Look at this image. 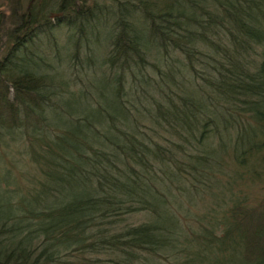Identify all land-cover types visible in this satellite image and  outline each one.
Returning a JSON list of instances; mask_svg holds the SVG:
<instances>
[{"label":"trees","instance_id":"1","mask_svg":"<svg viewBox=\"0 0 264 264\" xmlns=\"http://www.w3.org/2000/svg\"><path fill=\"white\" fill-rule=\"evenodd\" d=\"M0 264H264V0H0Z\"/></svg>","mask_w":264,"mask_h":264},{"label":"rangeland","instance_id":"2","mask_svg":"<svg viewBox=\"0 0 264 264\" xmlns=\"http://www.w3.org/2000/svg\"><path fill=\"white\" fill-rule=\"evenodd\" d=\"M98 28H100L103 31V35L106 33V31L108 30V24L102 19L99 24H98ZM56 36L58 37V39L61 40V42L67 41L69 39V34L66 31L60 30V31H56ZM42 48V46H41ZM95 49V46H94ZM63 54V52L61 53V55ZM64 57V56H63ZM62 66L66 67V62L63 60L61 62Z\"/></svg>","mask_w":264,"mask_h":264}]
</instances>
